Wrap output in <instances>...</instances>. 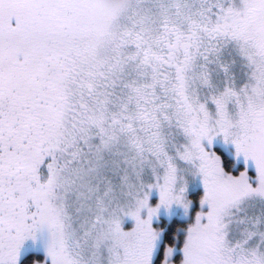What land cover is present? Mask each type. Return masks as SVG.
<instances>
[{"label":"snow or ice","instance_id":"6c2138e0","mask_svg":"<svg viewBox=\"0 0 264 264\" xmlns=\"http://www.w3.org/2000/svg\"><path fill=\"white\" fill-rule=\"evenodd\" d=\"M0 264H264V0H0Z\"/></svg>","mask_w":264,"mask_h":264}]
</instances>
